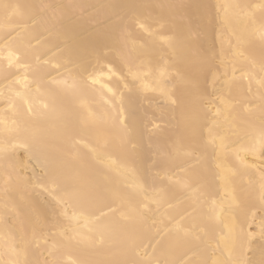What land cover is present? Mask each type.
<instances>
[{
    "label": "bare ground",
    "instance_id": "1",
    "mask_svg": "<svg viewBox=\"0 0 264 264\" xmlns=\"http://www.w3.org/2000/svg\"><path fill=\"white\" fill-rule=\"evenodd\" d=\"M262 30L264 0H0V264L258 259Z\"/></svg>",
    "mask_w": 264,
    "mask_h": 264
},
{
    "label": "snow or ice",
    "instance_id": "2",
    "mask_svg": "<svg viewBox=\"0 0 264 264\" xmlns=\"http://www.w3.org/2000/svg\"><path fill=\"white\" fill-rule=\"evenodd\" d=\"M5 7L8 6L5 5ZM261 38L264 39V30L261 31ZM262 71H264V69H262ZM262 86H264V81H262ZM218 114H219V110H218ZM261 146L262 148H264V133H262ZM53 182H55L54 179ZM261 194H262L261 199L264 200V175L261 176ZM78 211H80L81 213H86L88 209L86 206L81 205ZM73 218L74 219L76 218L75 215L73 216ZM262 231H264V225H262ZM237 264H264V247L261 248L258 259H254L251 256H249V258L243 261H238Z\"/></svg>",
    "mask_w": 264,
    "mask_h": 264
}]
</instances>
